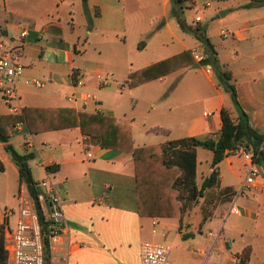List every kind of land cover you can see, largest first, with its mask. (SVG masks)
I'll return each instance as SVG.
<instances>
[{"label": "crops", "instance_id": "obj_1", "mask_svg": "<svg viewBox=\"0 0 264 264\" xmlns=\"http://www.w3.org/2000/svg\"><path fill=\"white\" fill-rule=\"evenodd\" d=\"M146 1L0 0V41L22 47L19 61L25 70L16 85L19 112L23 108L74 109L111 117L131 127L135 148L190 137H217L222 129L221 110L228 108L233 118L237 111L230 95L216 82L211 65L196 63L198 68H182L128 88L131 73L183 52L204 50L197 39L181 30L172 8L170 17L164 13V23L155 29L159 17L150 13L152 4L146 6ZM169 2L164 0V5ZM186 3L187 23L207 28L218 66L231 74L251 127L264 135V0ZM145 8L148 11L144 17ZM192 9L195 14H189ZM24 31L28 35L21 39ZM142 42L145 44L139 48ZM162 51H169L171 56L152 60ZM100 73L110 77L107 85L97 78ZM32 80L44 83V87L28 84ZM86 95L92 98L87 100ZM0 115H12L1 97ZM10 131L9 144L21 154L34 155L29 166L38 190L44 191L39 185L50 181L63 200L64 228L72 243L70 255L88 252L90 264H141L142 242L165 244L175 235L188 261H195L194 253L212 258L215 247L207 248L198 238L206 223L222 216L217 214L207 222L200 217L189 223L188 239L183 238L177 218L139 216L131 153L91 144L85 148L88 137L79 127L31 134L23 124ZM201 149H197V158ZM212 158L207 171H203L206 177L211 173ZM0 163L1 174L12 178L3 182L8 198L0 197L4 203L0 206L3 226L5 209L18 207L21 183L4 144H0ZM261 167L263 177L258 186L237 200L238 212L234 214L233 198L246 174L245 161L234 153L219 165V190L232 189L233 194L223 216L230 226L222 233L232 238L231 253L223 256L225 264H237L245 248L251 249L249 264H264V165ZM16 218H9L11 228ZM154 221L158 223L156 233ZM170 260L174 264L172 252Z\"/></svg>", "mask_w": 264, "mask_h": 264}, {"label": "trees", "instance_id": "obj_2", "mask_svg": "<svg viewBox=\"0 0 264 264\" xmlns=\"http://www.w3.org/2000/svg\"><path fill=\"white\" fill-rule=\"evenodd\" d=\"M187 0H171L172 15L184 33L192 35L204 48L206 59L201 66L211 65L219 80L233 101L237 117L233 118L228 108L221 110L222 129L217 137H190L170 141L163 145L135 148L131 127L126 122L96 114L79 113L74 109L23 108L19 113L0 115V144L16 165L19 182L25 183L31 195L37 199L38 183L34 180L29 162L32 154H21L11 144L10 129L16 124H25L31 134L57 131L79 127L88 137L87 143L105 149H114L131 153L135 162L137 211L141 217L177 218L180 225L186 209L191 203L206 196L211 189H220L219 165L223 160L241 148L253 149L257 164L264 165V135L257 133L250 125L247 114L239 101L231 74L218 66L217 52L207 36V28L197 24L191 26L185 18ZM145 43L142 42L139 48ZM196 60L190 52L160 61L144 69L131 73L128 77V88L134 89L143 84L159 80L182 68L192 67ZM76 84V77L74 78ZM212 152L211 173L199 185L197 172V149ZM0 170L3 166L0 163ZM48 172L52 168H47ZM232 194V189L222 191ZM203 218V222L211 219ZM181 229V227H180ZM43 231L47 232L46 225ZM189 235L183 236L188 239ZM47 240L45 246L47 251ZM251 249L245 248L237 264H249ZM48 262V258H47ZM8 263L5 249V230L0 226V264Z\"/></svg>", "mask_w": 264, "mask_h": 264}, {"label": "built area", "instance_id": "obj_3", "mask_svg": "<svg viewBox=\"0 0 264 264\" xmlns=\"http://www.w3.org/2000/svg\"><path fill=\"white\" fill-rule=\"evenodd\" d=\"M200 22V18H197ZM28 33L26 31L20 34L21 39H25ZM22 47H12L4 41H0V97L11 114L19 112L17 106L16 85L22 79L24 66L19 61V55ZM193 57L197 63L206 59L203 49L196 48L192 51ZM210 71V69H208ZM97 78L103 85H107L110 77L98 74ZM32 84L37 88H43L44 83L32 80ZM91 95H86V99H91ZM71 102L74 98L69 99ZM23 124H16L12 129L18 130ZM89 148V145H85ZM244 158L246 174L238 190L234 194L231 213L236 214L237 200L242 197L246 190H251L258 186L262 179V173L255 161V152L253 149L241 148L235 152ZM89 157L91 155L89 154ZM44 191L38 190V197L35 199L25 183H21L16 209H5L4 211V230H5V249L8 253L7 264H60L65 263L66 258L71 253V240L69 233L65 232V215L63 211V200L57 193L54 185L50 181L41 184ZM17 216L14 228L10 227L9 218ZM46 225L47 232L43 231ZM153 233H156L157 221L153 222ZM208 236L214 237L212 233ZM218 238V237H217ZM47 240V251L45 246ZM172 249L164 243L144 241L141 244V264H172L170 260ZM48 258V262H47ZM62 261V262H61Z\"/></svg>", "mask_w": 264, "mask_h": 264}, {"label": "rangeland", "instance_id": "obj_4", "mask_svg": "<svg viewBox=\"0 0 264 264\" xmlns=\"http://www.w3.org/2000/svg\"><path fill=\"white\" fill-rule=\"evenodd\" d=\"M146 1V0H145ZM152 4V11L150 13L154 14L155 16H158L159 19L157 20L155 24V29H158L160 25H162L165 21V17H163V14H167L170 17V12L172 8V3L169 2V4L166 6L164 5V0H147L145 2L146 6H150ZM185 6H189V3H185ZM148 11V8L144 10V17L146 16V13ZM186 14H188V10L185 9ZM196 10L192 9V12L189 14H195ZM146 41V40H145ZM171 53L169 51H162L157 55H154L152 57V60H159V59H164L170 57ZM206 67V66H203ZM216 82H219L217 76H215ZM212 158V153L201 149V152L199 154L198 162H199V168L200 172L198 173V178H199V185L202 184L203 180L206 178L204 175L203 171H207L209 162ZM238 159V158H237ZM242 159H244L242 157ZM33 161L30 162L33 163ZM259 170L261 173L262 167L261 164L258 165ZM37 174V172H36ZM38 177V176H37ZM208 177V176H207ZM4 179H7L8 181H11V175L8 176H3L0 172V197L2 196L3 198H8V192L5 191V185L3 182H5ZM41 186V184L39 185ZM249 190H246V194L248 193ZM233 194L230 195H225L220 191L219 189H211L206 192V196L203 198H200L198 201L193 202L188 206L186 209V215L184 216L182 223H181V233L183 236L189 235L187 233V230L189 229V223L194 222L198 218H208L212 219L215 215L220 214V218L214 219L208 223H206L203 226L201 235L199 236V240L205 243V246L209 249L214 248L213 250V255L212 258L209 260L204 256L199 255L198 253L193 254V258L195 261H188L187 254L184 255V252L182 249H180L179 244L180 240L176 241L175 235L170 237L168 239V242L165 244L172 247V260L174 264H225L223 260V256L229 255L231 253L230 251V246H231V240L232 238H227L223 233L222 229L224 228H229L230 226V221L228 218L223 217L224 214L226 213V210L228 208V203L231 200ZM3 202L0 201V206H3ZM207 219V220H208ZM208 232H211L214 235L213 239H210L207 234ZM218 237V238H217ZM80 244V243H79ZM85 244V243H82ZM224 245L221 251L220 246ZM196 246V245H195ZM188 248H190L188 246ZM232 248H237L235 245H233ZM187 250V248H186ZM222 257H220V254ZM238 262V261H237ZM65 264H90L89 257H88V252L84 253H78V254H72L66 258Z\"/></svg>", "mask_w": 264, "mask_h": 264}, {"label": "water", "instance_id": "obj_5", "mask_svg": "<svg viewBox=\"0 0 264 264\" xmlns=\"http://www.w3.org/2000/svg\"><path fill=\"white\" fill-rule=\"evenodd\" d=\"M198 67H199V64H196V65L193 66V69L198 68Z\"/></svg>", "mask_w": 264, "mask_h": 264}]
</instances>
